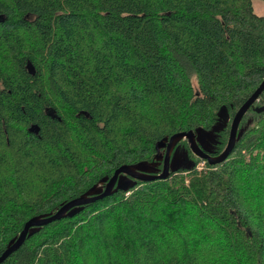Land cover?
<instances>
[{
    "label": "trees",
    "instance_id": "16d2710c",
    "mask_svg": "<svg viewBox=\"0 0 264 264\" xmlns=\"http://www.w3.org/2000/svg\"><path fill=\"white\" fill-rule=\"evenodd\" d=\"M263 79L252 0H0V254L121 165L160 172L155 143L224 108L220 153ZM238 132L216 165L182 139L190 168L85 204L0 264H264V89Z\"/></svg>",
    "mask_w": 264,
    "mask_h": 264
},
{
    "label": "water",
    "instance_id": "95a60500",
    "mask_svg": "<svg viewBox=\"0 0 264 264\" xmlns=\"http://www.w3.org/2000/svg\"><path fill=\"white\" fill-rule=\"evenodd\" d=\"M28 72L34 73L33 67L30 63L27 64ZM264 89V79L255 89V91L247 98V100L238 108L235 112L229 128L228 139L224 149L216 154L211 155L208 152V148L204 141L213 140V132H217L222 122L226 121L225 109L221 108L218 113L221 123L213 127L211 131L189 130L185 132H179L171 135L170 137H164L155 143L156 156L162 159L163 166L160 172L152 173L154 169L151 165L145 162H138L136 164H124L118 167L110 178H103L98 185L92 186L84 194L71 199L62 204L55 212L46 215L33 216L29 218L21 231L11 238L7 243L6 248L0 254V263H2L11 253L16 251L25 241V239L34 233H36L40 227L45 226L53 221L61 220L65 217H72L78 213L85 204L102 199L111 195L116 190L127 191L129 188L135 185V180L139 181H152L155 179H165L169 177L171 172H176L179 168H190L187 155H183L182 158L176 155L172 156V153L182 139H186L188 146L192 153L205 160L210 165H216L223 162L233 151L236 141L239 138L238 127L246 111L253 106L254 102L258 100L259 95ZM257 111H261L262 108H255ZM208 145V144H207ZM209 146V145H208ZM164 150V154L160 153V150ZM176 152V151H175ZM182 163V166L180 165ZM246 232H249L246 228Z\"/></svg>",
    "mask_w": 264,
    "mask_h": 264
},
{
    "label": "rangeland",
    "instance_id": "374dc122",
    "mask_svg": "<svg viewBox=\"0 0 264 264\" xmlns=\"http://www.w3.org/2000/svg\"><path fill=\"white\" fill-rule=\"evenodd\" d=\"M252 6H253V11L255 14L257 15H263L264 14V2H262L261 0H252ZM213 135H214V139L213 140H206L204 141L206 143V146L207 148H209L208 145H211V143H213L215 141V138H216V132L214 133L213 132ZM208 144V145H207ZM177 157L179 158H182L183 155H187V152L179 147L177 150H176V154H175ZM205 166L204 162L203 161H200L197 165V169H201Z\"/></svg>",
    "mask_w": 264,
    "mask_h": 264
},
{
    "label": "flooded vegetation",
    "instance_id": "af4514ba",
    "mask_svg": "<svg viewBox=\"0 0 264 264\" xmlns=\"http://www.w3.org/2000/svg\"><path fill=\"white\" fill-rule=\"evenodd\" d=\"M162 154H164V150H163V153ZM175 154H176V152L175 151H173V153H172V155H171V157L174 155L175 156ZM181 166H182V163L180 164Z\"/></svg>",
    "mask_w": 264,
    "mask_h": 264
}]
</instances>
